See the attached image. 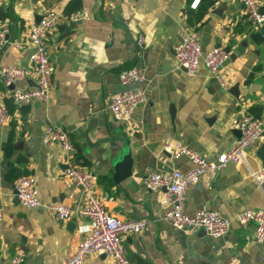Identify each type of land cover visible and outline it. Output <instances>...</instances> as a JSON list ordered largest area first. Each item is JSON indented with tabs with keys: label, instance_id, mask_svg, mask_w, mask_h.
Segmentation results:
<instances>
[{
	"label": "crops",
	"instance_id": "1",
	"mask_svg": "<svg viewBox=\"0 0 264 264\" xmlns=\"http://www.w3.org/2000/svg\"><path fill=\"white\" fill-rule=\"evenodd\" d=\"M0 0V21L12 42L0 48V65L28 67L29 26L48 10L65 18L46 34L53 64L47 100L18 103L13 86H32L34 76L6 85L0 77V101L8 119L0 126V264H10L17 249L36 264H63L75 248L76 223L57 219L43 206L26 207L16 196L14 180L32 174L41 201L78 207L83 191L63 175L69 165L93 170L95 189L107 212L144 219L139 233H126L123 244L134 264H264V241H255L254 223L241 225L236 216L247 207L264 208V187L252 172L264 165V136L246 149L244 158L221 169H207L188 190L185 208L215 209L231 220L220 237L205 229L181 231L165 218L166 187L150 189L152 172L187 169V157L164 149L170 139L188 143L209 159H217L240 136L232 125L236 113L264 117V40L256 32L242 0ZM264 10V0H259ZM184 31H194L204 50L223 45L230 50L224 65L228 88L202 63L195 74L181 67L175 45ZM143 34L145 43L137 47ZM136 65L143 81L122 85L119 71ZM141 87L145 101L131 122L116 120L111 97L123 88ZM47 122L68 131L72 147L47 145L41 135ZM129 153L130 172L115 179L117 164ZM11 172V177L7 174ZM82 264H114L92 254Z\"/></svg>",
	"mask_w": 264,
	"mask_h": 264
},
{
	"label": "built area",
	"instance_id": "2",
	"mask_svg": "<svg viewBox=\"0 0 264 264\" xmlns=\"http://www.w3.org/2000/svg\"><path fill=\"white\" fill-rule=\"evenodd\" d=\"M199 0H193L191 6L196 7ZM248 17L256 28L264 25V10L259 0H242ZM78 15H66L54 10H48L29 26L26 41L30 45L28 67L11 63L0 65V77L6 85L14 84L17 79L34 76L32 86H13L10 95L18 103L29 102L32 98L47 100L52 87L53 64L49 57L46 34L56 24L65 18L75 19ZM12 42L20 45L21 40H10L8 27L0 21V48ZM145 38L139 34L136 39L137 47H143ZM175 55L181 67L187 73L195 74L204 63L212 75L221 85L228 88L224 65L230 58V50L223 46H214L204 50L201 40L194 31H184L176 43ZM264 76V63L262 67ZM122 85L143 81V73L136 65L122 68L119 73ZM145 101V93L140 86L137 88H123L111 97L109 108L116 120L121 123L131 122L132 116L140 103ZM8 109L5 102L0 101V126L8 119ZM232 125L240 129L241 133L235 144L228 150L222 151L217 159H209L188 143L170 139L164 143V149L175 157H187L192 165L183 169H174L167 173L152 172L146 178L147 187L156 189L166 187L163 203L165 204V218L175 228L189 231L204 228L210 235L220 237L230 228L231 220L215 209L198 208L188 212L185 208L187 193L191 185L195 184L201 175L210 168L221 169L229 162H238L244 158L247 148L264 136V117H258L250 111L236 113L232 118ZM42 142L47 145L59 143L64 150L72 147L68 131L64 126L47 122L41 135ZM63 175L79 186L85 196V201L78 207H71L64 202H43L38 196L35 178L32 174H20L14 180V187L20 203L26 207L43 206L57 219L77 217V241L73 251L65 257L63 264H82L86 257L92 254H104L114 264H134L128 258L123 236L126 233H139L147 226L144 219L121 218L107 212L103 200L109 194L97 193L95 189L97 174L93 170L69 164L63 169ZM258 185L264 187V165L252 172ZM1 216V213H0ZM241 225L254 223L256 226L255 241H264V208L247 207L236 216ZM10 264H36L25 260V251L17 249L10 259Z\"/></svg>",
	"mask_w": 264,
	"mask_h": 264
},
{
	"label": "water",
	"instance_id": "3",
	"mask_svg": "<svg viewBox=\"0 0 264 264\" xmlns=\"http://www.w3.org/2000/svg\"><path fill=\"white\" fill-rule=\"evenodd\" d=\"M238 130L240 131V129H238ZM240 133H241V131H240ZM129 156H130L129 153L125 154L123 159L118 162V164H117L118 172L114 176L116 180H120L121 178H123L124 176L129 174V172H130V167H129L130 157ZM15 193H16V190H15ZM16 196H17V194H16Z\"/></svg>",
	"mask_w": 264,
	"mask_h": 264
},
{
	"label": "trees",
	"instance_id": "4",
	"mask_svg": "<svg viewBox=\"0 0 264 264\" xmlns=\"http://www.w3.org/2000/svg\"><path fill=\"white\" fill-rule=\"evenodd\" d=\"M256 35H258L261 40H264V25H263V27H262L261 30H259L258 32H256ZM10 175H11V172H9L7 174V177H11Z\"/></svg>",
	"mask_w": 264,
	"mask_h": 264
}]
</instances>
